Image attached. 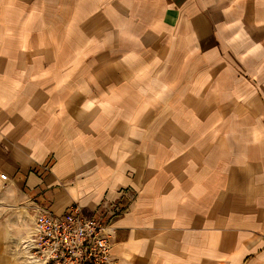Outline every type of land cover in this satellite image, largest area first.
<instances>
[{
  "label": "crops",
  "instance_id": "obj_1",
  "mask_svg": "<svg viewBox=\"0 0 264 264\" xmlns=\"http://www.w3.org/2000/svg\"><path fill=\"white\" fill-rule=\"evenodd\" d=\"M128 6L147 24L149 68L168 73L167 101L194 121L164 138L162 161L141 162L139 150L126 159L122 117L97 138L78 133L47 89L59 86L45 78L55 68L24 62L0 26V264H23L32 214L19 203L55 215L123 207L111 224L120 264H264V79L248 77L264 69V0ZM219 114L228 125L201 126Z\"/></svg>",
  "mask_w": 264,
  "mask_h": 264
},
{
  "label": "rangeland",
  "instance_id": "obj_2",
  "mask_svg": "<svg viewBox=\"0 0 264 264\" xmlns=\"http://www.w3.org/2000/svg\"><path fill=\"white\" fill-rule=\"evenodd\" d=\"M127 5L130 0H0V26L23 47L24 62L55 68L45 78L54 74L59 86L47 89L57 91L66 118L76 117L78 133L85 126L97 138L102 123L118 114L125 126L116 141L125 148V158L139 150L141 162H159L164 138L180 136L194 118L181 113L178 102L167 101L174 89L162 84L168 73L149 68L153 54L147 24ZM136 61L143 63L134 70ZM258 74L248 77L264 79V69ZM220 115L202 119L201 126L228 125ZM15 206L23 215L32 213L24 203ZM123 211L116 207L97 215L105 220L112 214L113 219Z\"/></svg>",
  "mask_w": 264,
  "mask_h": 264
},
{
  "label": "built area",
  "instance_id": "obj_3",
  "mask_svg": "<svg viewBox=\"0 0 264 264\" xmlns=\"http://www.w3.org/2000/svg\"><path fill=\"white\" fill-rule=\"evenodd\" d=\"M32 228L20 242L24 264H120L111 254V216H84L77 205L61 215L32 208Z\"/></svg>",
  "mask_w": 264,
  "mask_h": 264
}]
</instances>
